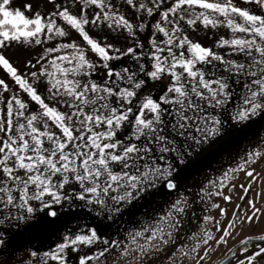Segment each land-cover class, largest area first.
<instances>
[{"label":"snow or ice","instance_id":"6c2138e0","mask_svg":"<svg viewBox=\"0 0 264 264\" xmlns=\"http://www.w3.org/2000/svg\"><path fill=\"white\" fill-rule=\"evenodd\" d=\"M18 2L0 0V264H205L260 226L264 205L223 226L212 201L238 173L244 199L264 150L207 170L264 141V0ZM197 199L220 219L182 237ZM257 241L222 264H264Z\"/></svg>","mask_w":264,"mask_h":264},{"label":"rangeland","instance_id":"374dc122","mask_svg":"<svg viewBox=\"0 0 264 264\" xmlns=\"http://www.w3.org/2000/svg\"><path fill=\"white\" fill-rule=\"evenodd\" d=\"M261 136H264V131L261 132ZM256 149L264 150V141L260 140L256 135L252 134L239 137L228 147L226 152L213 162L212 167L207 170L208 180H219L224 171L237 166V164L242 161V158L246 156L247 152ZM252 167L255 168L259 178L256 180V183L252 185L248 195L245 196L244 199H241V197L244 196V191L240 185L243 184L247 187L251 182L244 173H238L236 180L233 181L236 187L235 190L231 192L232 201L230 204L224 202L219 197L213 198L212 202L219 203L221 207L227 208L228 215L223 218V226H226L227 221L232 218V213L234 211L239 212L241 216L245 211H249L248 200H254L257 207L264 205V160L258 161ZM208 180H205L204 177L201 176L198 182L202 181L204 185L207 186ZM230 188L231 185H229V188L224 190L225 194H229ZM238 204L242 206L239 209L236 207ZM208 208H210V202H201L199 199L196 200L192 211L189 213L188 218L184 221V231L181 233L182 237L198 231V229L203 225L202 218L204 215H213L217 219H220L217 210L213 209L209 212ZM212 230L214 231V229ZM262 232H264V218L261 219L259 227L253 229V227L247 226L244 229L237 231L233 237H230L228 245L216 246L215 251L211 257L205 261V264H214L224 254H226L227 248L233 247L234 244L238 243L240 239L246 237L247 235H256ZM216 235L219 236L220 233H217ZM184 242L190 243L189 241ZM202 254L203 251H201V255ZM17 255H22V253H18ZM186 264H193V262H186Z\"/></svg>","mask_w":264,"mask_h":264},{"label":"crops","instance_id":"0c3cea01","mask_svg":"<svg viewBox=\"0 0 264 264\" xmlns=\"http://www.w3.org/2000/svg\"><path fill=\"white\" fill-rule=\"evenodd\" d=\"M19 2L18 0H13V7H18ZM210 35V34H209ZM192 38L194 39H200L202 42L207 43V38L205 37V34L203 32H198L193 34ZM9 55H13V52L10 50Z\"/></svg>","mask_w":264,"mask_h":264},{"label":"water","instance_id":"95a60500","mask_svg":"<svg viewBox=\"0 0 264 264\" xmlns=\"http://www.w3.org/2000/svg\"><path fill=\"white\" fill-rule=\"evenodd\" d=\"M256 243H264V242H259V241H257ZM237 245V244H236ZM236 245H234L233 246V248L236 246ZM222 262H225V257H223L221 260H219L217 263H215V264H222Z\"/></svg>","mask_w":264,"mask_h":264},{"label":"trees","instance_id":"16d2710c","mask_svg":"<svg viewBox=\"0 0 264 264\" xmlns=\"http://www.w3.org/2000/svg\"><path fill=\"white\" fill-rule=\"evenodd\" d=\"M223 257H225V254H224L219 260H221ZM219 260H217L215 263H217ZM215 263H214V264H215Z\"/></svg>","mask_w":264,"mask_h":264},{"label":"flooded vegetation","instance_id":"af4514ba","mask_svg":"<svg viewBox=\"0 0 264 264\" xmlns=\"http://www.w3.org/2000/svg\"><path fill=\"white\" fill-rule=\"evenodd\" d=\"M236 244H238V243H236ZM236 244H234V245H236ZM234 245H233V246H234Z\"/></svg>","mask_w":264,"mask_h":264}]
</instances>
